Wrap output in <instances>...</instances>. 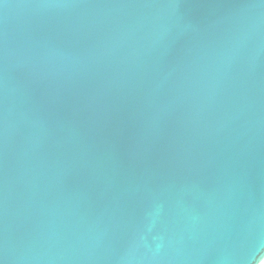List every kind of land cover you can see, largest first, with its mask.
<instances>
[{"label":"water","instance_id":"95a60500","mask_svg":"<svg viewBox=\"0 0 264 264\" xmlns=\"http://www.w3.org/2000/svg\"><path fill=\"white\" fill-rule=\"evenodd\" d=\"M264 0H0V264H258Z\"/></svg>","mask_w":264,"mask_h":264},{"label":"bare ground","instance_id":"6f19581e","mask_svg":"<svg viewBox=\"0 0 264 264\" xmlns=\"http://www.w3.org/2000/svg\"><path fill=\"white\" fill-rule=\"evenodd\" d=\"M258 264H264V258Z\"/></svg>","mask_w":264,"mask_h":264}]
</instances>
